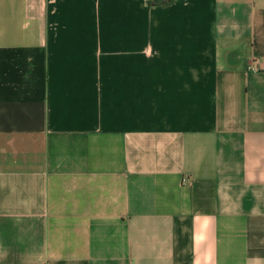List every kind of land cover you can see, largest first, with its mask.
I'll use <instances>...</instances> for the list:
<instances>
[{
  "label": "crops",
  "instance_id": "1",
  "mask_svg": "<svg viewBox=\"0 0 264 264\" xmlns=\"http://www.w3.org/2000/svg\"><path fill=\"white\" fill-rule=\"evenodd\" d=\"M162 1L0 0V264H264V0Z\"/></svg>",
  "mask_w": 264,
  "mask_h": 264
},
{
  "label": "built area",
  "instance_id": "2",
  "mask_svg": "<svg viewBox=\"0 0 264 264\" xmlns=\"http://www.w3.org/2000/svg\"><path fill=\"white\" fill-rule=\"evenodd\" d=\"M189 181V177L188 176H183L181 179L182 184H186Z\"/></svg>",
  "mask_w": 264,
  "mask_h": 264
},
{
  "label": "trees",
  "instance_id": "3",
  "mask_svg": "<svg viewBox=\"0 0 264 264\" xmlns=\"http://www.w3.org/2000/svg\"><path fill=\"white\" fill-rule=\"evenodd\" d=\"M170 0H163L162 3H168ZM150 3H153V2H150Z\"/></svg>",
  "mask_w": 264,
  "mask_h": 264
}]
</instances>
